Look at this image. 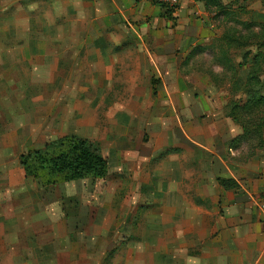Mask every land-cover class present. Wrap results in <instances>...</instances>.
I'll return each mask as SVG.
<instances>
[{
	"label": "rangeland",
	"instance_id": "374dc122",
	"mask_svg": "<svg viewBox=\"0 0 264 264\" xmlns=\"http://www.w3.org/2000/svg\"><path fill=\"white\" fill-rule=\"evenodd\" d=\"M186 1L205 20V1ZM220 2L225 13L205 9L214 44L181 68L188 86L196 76L203 83L198 92L178 89L173 72L162 87L142 69L128 73L148 64L156 27L100 25L97 0H0V262L168 264L159 261L165 239L156 215L146 216L158 207V167L174 153L178 105L218 95L227 107L244 106L264 95V86L245 85L251 72L264 80V0ZM258 110L232 145L236 161L250 163L264 149ZM62 137L96 145L107 177L56 186L27 177L20 157Z\"/></svg>",
	"mask_w": 264,
	"mask_h": 264
},
{
	"label": "crops",
	"instance_id": "0c3cea01",
	"mask_svg": "<svg viewBox=\"0 0 264 264\" xmlns=\"http://www.w3.org/2000/svg\"><path fill=\"white\" fill-rule=\"evenodd\" d=\"M194 5L185 0L174 14L178 19L170 21L163 16L164 10L155 0H97V21L100 25L119 27L143 24L148 32L156 29L158 34L148 36L152 40L146 41L152 45L147 55L144 54L148 64L127 66L128 73H139L142 69L160 80L162 87L165 76L173 72L178 77V89L199 92L203 83L196 76L193 85L188 86L181 68L198 48L211 47L215 38L204 28L206 7L200 4L204 9L200 12L201 19H205L201 22L192 16ZM97 42L103 40L97 36ZM178 108L181 114H177L173 129L174 153L172 158L161 161L159 181L152 186L157 187V211L146 216L156 215L157 233L165 239L164 246L161 245L163 252L159 250V261L168 264H264V210L261 208L264 149L257 152L250 163L235 160L238 156L232 145L241 139L243 131L228 116L227 103L218 95L208 100L199 96ZM171 160L172 165L168 162ZM171 236L172 246L168 241Z\"/></svg>",
	"mask_w": 264,
	"mask_h": 264
},
{
	"label": "trees",
	"instance_id": "16d2710c",
	"mask_svg": "<svg viewBox=\"0 0 264 264\" xmlns=\"http://www.w3.org/2000/svg\"><path fill=\"white\" fill-rule=\"evenodd\" d=\"M206 9L208 6L217 8L218 13H225L226 7L222 5L220 0H204ZM164 10L163 16L172 20L174 13L173 8L160 7ZM221 39H226L222 36ZM196 50V49H195ZM258 57V56H257ZM240 67V65H239ZM252 73V72H251ZM245 79L246 83H257L258 86H264V80L259 82L252 74ZM264 107V95H256L252 98V102L244 106L238 104H229L227 107L228 116L239 126H243V134H246L245 124L255 123L256 120L250 119L249 116H255L256 110ZM247 116L245 123L242 125L240 120V112ZM262 115L258 110L257 114ZM258 117L259 124L264 125V119ZM20 166L25 175L34 181H39L44 186H56L63 183H71L85 179L104 180L109 171L107 160L101 155L99 148L86 140L77 139L75 137H62L46 145L41 150L32 151L20 157ZM223 184L226 182H222Z\"/></svg>",
	"mask_w": 264,
	"mask_h": 264
},
{
	"label": "built area",
	"instance_id": "2783aa9c",
	"mask_svg": "<svg viewBox=\"0 0 264 264\" xmlns=\"http://www.w3.org/2000/svg\"><path fill=\"white\" fill-rule=\"evenodd\" d=\"M185 0H155V3L161 7L173 8L174 14L179 9L181 3ZM261 208L264 210V187L261 194Z\"/></svg>",
	"mask_w": 264,
	"mask_h": 264
}]
</instances>
